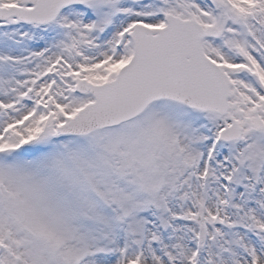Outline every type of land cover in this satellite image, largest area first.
<instances>
[{"label":"snow or ice","instance_id":"snow-or-ice-1","mask_svg":"<svg viewBox=\"0 0 264 264\" xmlns=\"http://www.w3.org/2000/svg\"><path fill=\"white\" fill-rule=\"evenodd\" d=\"M0 264H264V0H0Z\"/></svg>","mask_w":264,"mask_h":264}]
</instances>
